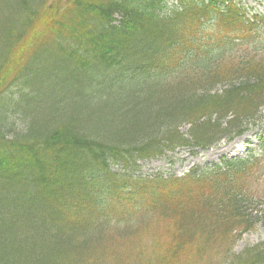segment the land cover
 Returning <instances> with one entry per match:
<instances>
[{
    "label": "trees",
    "instance_id": "trees-1",
    "mask_svg": "<svg viewBox=\"0 0 264 264\" xmlns=\"http://www.w3.org/2000/svg\"><path fill=\"white\" fill-rule=\"evenodd\" d=\"M8 6L0 11V264H193L253 225V156L167 178L116 172L111 163L135 168L137 158L244 133L264 104L263 16L236 0ZM59 69L64 92L78 84L92 102L123 105L38 118ZM221 83L227 88L212 93ZM14 86L31 103V120L9 138L1 120ZM158 209L171 227L145 241L149 218L139 216ZM263 263L264 244L233 262Z\"/></svg>",
    "mask_w": 264,
    "mask_h": 264
},
{
    "label": "rangeland",
    "instance_id": "rangeland-1",
    "mask_svg": "<svg viewBox=\"0 0 264 264\" xmlns=\"http://www.w3.org/2000/svg\"><path fill=\"white\" fill-rule=\"evenodd\" d=\"M0 6V11L9 9L8 0ZM168 8L177 4V0H166ZM243 6L249 15L254 13L264 15V0H237ZM31 47V46H30ZM33 51H29L27 56ZM254 54V52H250ZM45 64V63H44ZM45 66L48 68L45 64ZM49 69V68H48ZM65 70L59 69L54 76H52V90L53 94L44 102L42 109H35V115L38 118L42 116L55 113L57 111H64L67 108L72 115L80 116V111L85 115L90 114L91 109L95 110L100 105L104 111H117L123 105L121 101H112L103 104L101 101L92 102L87 96V89L81 95V89L78 84H68L67 91L64 92L58 87H64L61 77ZM47 74L46 72L43 75ZM40 84V80H37ZM55 83L57 85H55ZM227 83H221L211 89V92H221L227 88ZM40 85L39 88H42ZM23 88H30L29 84ZM20 87L14 86L6 92L8 101V111L2 118V129L7 133L9 138L15 137L16 134L24 132L27 129L28 122L31 120V113L29 110L30 102L27 100H20ZM56 94V95H55ZM64 96L62 100L56 99L58 95ZM116 115V114H115ZM114 114L108 115L107 120L116 118ZM254 123H250L253 122ZM244 123L248 124L249 129L243 135L237 136L232 140H228L227 136L222 137L208 148L179 147L174 151H164L152 158H139L136 162L135 168L126 167L122 163H111L113 171L129 172L135 176H162L168 177L172 175L184 176L191 169L197 168L203 170L211 167L216 163H221L226 158L245 157L249 153L256 155L259 162L252 167L246 179V192L249 197L248 204L251 207L253 225L247 230L238 234V238L233 241L231 251L222 256L215 254L216 259L210 258L201 259V263L209 264H233L235 255L241 254L248 248L264 244V105L260 107L259 112L250 119H246ZM76 124H80L77 121ZM190 129L189 123H184L181 130L187 133ZM237 143L243 148L242 151L236 149L234 144ZM167 224L158 220H152L148 225L149 234L155 230L165 231ZM150 240H153L151 238ZM200 263V264H201Z\"/></svg>",
    "mask_w": 264,
    "mask_h": 264
},
{
    "label": "bare ground",
    "instance_id": "bare-ground-1",
    "mask_svg": "<svg viewBox=\"0 0 264 264\" xmlns=\"http://www.w3.org/2000/svg\"><path fill=\"white\" fill-rule=\"evenodd\" d=\"M234 146H235L236 148H240V146H239L237 143H235Z\"/></svg>",
    "mask_w": 264,
    "mask_h": 264
}]
</instances>
